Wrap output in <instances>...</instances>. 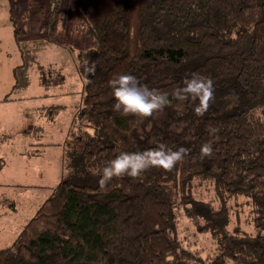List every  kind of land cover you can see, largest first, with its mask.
Instances as JSON below:
<instances>
[{
	"label": "trees",
	"instance_id": "16d2710c",
	"mask_svg": "<svg viewBox=\"0 0 264 264\" xmlns=\"http://www.w3.org/2000/svg\"><path fill=\"white\" fill-rule=\"evenodd\" d=\"M69 3L86 41L77 54L76 72L85 83L74 121L94 133L66 141L65 177L0 249V264H264V0ZM46 11L45 35L37 38L24 37L10 18L20 63L5 102L29 87L32 70L46 92L65 85L60 69L39 62V53L57 43L61 1L48 2ZM92 66L95 71L87 72ZM126 73L168 92L171 102L151 117L117 112L108 81ZM193 73L214 82V99L202 116L193 110L197 100L171 95ZM26 133L37 141L46 135L39 125ZM205 142L213 153L202 158ZM161 144L190 151L171 170L150 167L99 186L98 164ZM193 179L212 183L218 206L193 198ZM237 196L249 200L254 235L238 226L227 230L226 202ZM181 211L197 232L217 238L212 258L203 259L182 240Z\"/></svg>",
	"mask_w": 264,
	"mask_h": 264
},
{
	"label": "rangeland",
	"instance_id": "374dc122",
	"mask_svg": "<svg viewBox=\"0 0 264 264\" xmlns=\"http://www.w3.org/2000/svg\"><path fill=\"white\" fill-rule=\"evenodd\" d=\"M60 1L63 13L57 43L42 50L38 58L41 64L60 69L66 79L65 85L48 91L44 96V89L38 85L37 74L32 70L29 87L5 102L4 97L13 85L12 69L20 63L10 18L24 37H41L45 35L41 20L46 15L48 2L53 3L54 0H0V169H3L0 176V249L13 242L65 177L63 159L70 136L82 131L94 133L92 126L74 121V105L79 101L85 83L76 72L77 54L86 41L79 14L69 0ZM35 5L42 8L34 10ZM57 105H66L67 108L48 109ZM37 125L43 126L46 132L41 139L43 145H30L37 140L26 132ZM25 150H30L32 155L21 156ZM97 166L102 168V164ZM192 196L214 201L218 206L210 182L193 179ZM226 206L229 232L238 226L248 235L256 233L251 223L248 198L233 197L227 200ZM177 218L180 236L189 249L192 247L203 259L212 258L216 254L217 238L209 232H197L195 222L186 218L183 211L177 214Z\"/></svg>",
	"mask_w": 264,
	"mask_h": 264
},
{
	"label": "clouds",
	"instance_id": "9594fccd",
	"mask_svg": "<svg viewBox=\"0 0 264 264\" xmlns=\"http://www.w3.org/2000/svg\"><path fill=\"white\" fill-rule=\"evenodd\" d=\"M87 72H94L95 67H88ZM185 82L171 93L178 101L197 100L194 112L203 115L209 108V102L214 99V82L210 76L193 73L184 78ZM115 97L114 109L121 114H134L142 117H151L161 112L170 100L168 92L150 88L146 83H141L133 74H119L108 81ZM210 133L215 134L218 129L210 128ZM190 151L189 148L180 146L172 149L161 144L159 147L143 151H121L102 168L96 170L99 175V186L105 188L113 177L130 176L138 177L150 167L171 170ZM201 157L211 156L213 145L205 142L200 147Z\"/></svg>",
	"mask_w": 264,
	"mask_h": 264
},
{
	"label": "crops",
	"instance_id": "0c3cea01",
	"mask_svg": "<svg viewBox=\"0 0 264 264\" xmlns=\"http://www.w3.org/2000/svg\"><path fill=\"white\" fill-rule=\"evenodd\" d=\"M35 6H36V5H35ZM35 6H34V7H35ZM39 23H40V21H39ZM40 24H41V23H40ZM44 92H45V93H44V96H47L48 93H47L46 91H44ZM57 106H58V105H57ZM40 143H41V145H43V144H42V141H37V142L31 143L30 145H33V144H37V145H38V144H40ZM27 153H28L29 155H28ZM20 154H21V156H24V155H25V156H28V157H29L30 155H32V152H31L30 150H28V152H27V150H25L24 152H21ZM26 154H27V155H26ZM0 165H1V164H0ZM2 168H3V167H2ZM1 170H3V169H0V172H1V173H0V176L2 175V171H1ZM5 201H6V200H5Z\"/></svg>",
	"mask_w": 264,
	"mask_h": 264
}]
</instances>
